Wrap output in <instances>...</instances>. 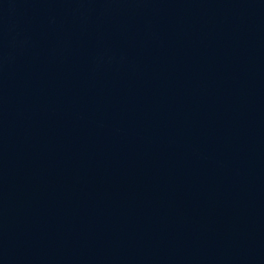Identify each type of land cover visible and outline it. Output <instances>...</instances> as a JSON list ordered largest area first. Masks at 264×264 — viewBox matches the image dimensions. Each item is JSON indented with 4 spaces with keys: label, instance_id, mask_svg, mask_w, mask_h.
I'll return each instance as SVG.
<instances>
[{
    "label": "water",
    "instance_id": "95a60500",
    "mask_svg": "<svg viewBox=\"0 0 264 264\" xmlns=\"http://www.w3.org/2000/svg\"><path fill=\"white\" fill-rule=\"evenodd\" d=\"M0 264H264V0H120L0 158Z\"/></svg>",
    "mask_w": 264,
    "mask_h": 264
}]
</instances>
